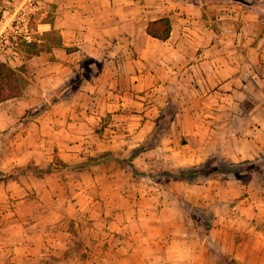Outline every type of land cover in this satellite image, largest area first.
<instances>
[{"label":"crops","instance_id":"1","mask_svg":"<svg viewBox=\"0 0 264 264\" xmlns=\"http://www.w3.org/2000/svg\"><path fill=\"white\" fill-rule=\"evenodd\" d=\"M50 1L42 27L59 43L27 60L41 95L77 76L84 58L98 69L75 100L0 102V127L40 109L17 140L38 137L29 151L53 153L42 165L55 157L68 166L42 174L47 191L69 190L52 205L70 213L40 220L59 228L47 238L52 251L65 262L89 247L87 260L104 264H264V167L248 178L171 180L172 192L135 176L144 157L174 170L213 158L264 161V0ZM165 16L169 38L149 35V21ZM150 129L163 131L146 149Z\"/></svg>","mask_w":264,"mask_h":264},{"label":"rangeland","instance_id":"2","mask_svg":"<svg viewBox=\"0 0 264 264\" xmlns=\"http://www.w3.org/2000/svg\"><path fill=\"white\" fill-rule=\"evenodd\" d=\"M49 3H51L50 0H0V33L5 36L3 41L5 47L0 51V59L16 68L22 77V94L9 101V104L16 103L20 108H24L28 103L31 106H37L42 102V99L44 101L49 98L75 100V95L77 97L79 95L80 86L90 76L89 72L92 67L98 69L99 66L89 58H84L78 78L74 75L73 81H70L71 77L63 86L50 91L46 96L41 95V92H44L42 83L34 77L27 60L59 43L57 31H50L49 34L43 31V22L51 20L52 5ZM11 25L14 26V29ZM24 31L32 34L34 38L32 43H27L22 39L20 32ZM67 82L69 83L67 84ZM39 113L40 109L22 110L13 117L14 119H11L13 120L11 123L0 127V264H104V261L98 263L96 260L92 262L87 260L90 259L89 247L83 251L80 257L77 255V250L74 252L71 250L70 258H67L68 262L63 261L61 256L52 251L55 247L48 239L59 237V228L54 225L52 228L45 229L40 220L46 218L55 222L62 219L65 212L70 213L69 207L53 208L52 205L55 199L61 198L63 201L64 198H67L69 190L65 191V188L59 190L53 187V191H47L43 188L47 181L42 180L45 176L36 175L39 172L36 166L45 168L46 165H42L41 162L47 160L50 162L47 157L53 154L52 149H48V153L44 150L45 155L40 151H29L41 143V139L38 137L23 139L20 136L17 140V134L23 132L21 129L26 126L29 120L33 121L38 118ZM105 118L107 119V116ZM3 119L0 117L2 122ZM162 131L163 129L156 131L150 129L149 136L142 147L149 149L151 146H155V139ZM136 151L138 149L133 148L126 154L127 161L132 165ZM106 154L98 155L97 158L103 159L104 156H107ZM54 159L56 160L55 157ZM36 161L39 164H36ZM245 161L247 160L240 162ZM245 163L243 171L239 174L245 178L252 177L254 172L264 167V161L248 160ZM135 164L139 168L136 171L140 172V174H135L136 177L139 179L152 177L155 184L161 189L172 192L169 190L171 181L169 183L166 181L156 182L154 170L159 165H153L148 157L138 159ZM68 174L67 172L65 176L62 174L63 179L69 178ZM57 177L59 178V175ZM56 180L52 179L49 182L55 183ZM182 218L183 221H186L185 216Z\"/></svg>","mask_w":264,"mask_h":264},{"label":"trees","instance_id":"3","mask_svg":"<svg viewBox=\"0 0 264 264\" xmlns=\"http://www.w3.org/2000/svg\"><path fill=\"white\" fill-rule=\"evenodd\" d=\"M171 30L172 22L168 16L151 20L147 25V33L161 40L169 38ZM76 77L78 78L79 75ZM21 79L22 77L16 68L11 66L8 62L0 59V102L16 98L22 94L23 86ZM73 80L74 78L70 79V81ZM68 83L69 82H67V84ZM56 100L57 98H49L47 103H53ZM57 161L59 162H56V160L54 162L61 163V165L68 167L62 160L58 159ZM54 162L44 169L36 166V168L39 169V172H37L36 175L40 176L43 172H49L56 169L57 166ZM245 162H248V160ZM245 162H234L230 159L220 158L214 161L209 160L203 164L181 166L175 170H167L163 167H158L155 169L154 176L157 183H162L163 181L169 183L171 180H182L196 183L205 181L206 179L219 177L223 174L226 175L230 173L232 175H239L244 169L243 165L246 164Z\"/></svg>","mask_w":264,"mask_h":264},{"label":"built area","instance_id":"4","mask_svg":"<svg viewBox=\"0 0 264 264\" xmlns=\"http://www.w3.org/2000/svg\"><path fill=\"white\" fill-rule=\"evenodd\" d=\"M11 27L14 29L13 25H11ZM20 35H22V39L27 43H32L34 41L32 34L28 31L20 32ZM4 38L5 36L0 33V51L4 50L5 47V45L3 44Z\"/></svg>","mask_w":264,"mask_h":264}]
</instances>
